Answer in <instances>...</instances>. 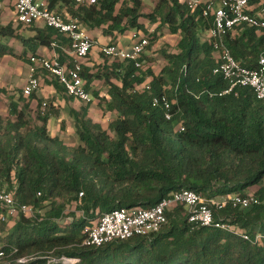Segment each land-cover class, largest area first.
Masks as SVG:
<instances>
[{
  "label": "trees",
  "instance_id": "1",
  "mask_svg": "<svg viewBox=\"0 0 264 264\" xmlns=\"http://www.w3.org/2000/svg\"><path fill=\"white\" fill-rule=\"evenodd\" d=\"M47 1L64 19L102 29L112 41L131 31L159 41L161 26L178 41L174 52L164 54L167 64L158 74L125 62L105 64L94 74L83 65L87 90L102 78L109 98L93 94L117 117L105 128L89 118L90 104L72 111L78 146L50 134L49 121L58 113L51 101L43 115L44 102L36 93L25 98L22 91L0 90L8 103L7 116L0 114V190L36 211L32 217L19 214L0 222L6 251L0 263L65 264L62 259L68 258L77 260L74 264H264V102L251 88L218 95L228 83L213 73L218 64L211 41L203 39L209 23L202 13L191 14L181 0H154L157 6L150 14L142 13L140 0H101L96 6ZM141 18L160 21L156 32L151 34ZM17 29L0 22V59L17 57L1 41L6 38H20L26 52L43 46L54 49L61 61L69 59L61 49L69 40L57 30L45 26L24 39ZM258 33L249 28L229 41L233 56L246 67H254L264 50V35ZM163 95L172 103L171 121L162 107L152 105L154 97ZM34 100L38 106L31 109ZM255 186L259 190L247 194ZM184 189L207 199L258 198L260 204L244 210L230 204L213 207L216 221L234 225L250 239L191 225L186 208L179 206L167 212L168 222L159 232L100 247L83 245L84 229L103 214L150 209ZM23 257L29 260L19 263Z\"/></svg>",
  "mask_w": 264,
  "mask_h": 264
},
{
  "label": "built area",
  "instance_id": "2",
  "mask_svg": "<svg viewBox=\"0 0 264 264\" xmlns=\"http://www.w3.org/2000/svg\"><path fill=\"white\" fill-rule=\"evenodd\" d=\"M12 9L11 23L21 29L35 26H46L65 35L69 44L61 47L69 59L60 60L54 50L52 58L42 55L29 57V76L22 88L25 98L31 97L41 88V75L47 73L53 81H57L66 90L69 97L92 102V96L86 88V80L83 76V65L91 54L95 41L86 33L85 28L76 20L64 19L60 14L50 8L47 0H8ZM77 4L96 6L101 0H74ZM191 14L201 12L209 27L206 31L207 38L212 43L217 61V67L213 70L215 75H220L228 83V88L219 96L235 93L238 88H251L258 100L264 102V50L260 52L254 67H246L236 60L229 47V41L234 40L243 31L249 28L256 29L259 35H264V0H181ZM3 5L0 2V9ZM131 43L127 46L119 43L107 44L101 47V54L116 62L133 63L137 69L144 68L141 61L150 45L148 35L141 32L133 33ZM58 48L57 44L53 45ZM149 89V86H147ZM215 94H211L213 96ZM153 107H162L165 110V118L171 121L174 114L171 112L172 103L166 95L154 97ZM47 102L42 104L41 112L46 114ZM184 131L182 125L178 126ZM83 194L80 196L82 197ZM230 204L234 209H248L260 204L254 196H242L239 194L227 195L224 198L207 199L195 191L181 190L163 199L159 204L150 209L121 208L105 213L93 225L84 229V246L100 247L112 241H126L138 236H148L159 232L167 224V212L176 207L184 206L188 213V222L196 227H214L238 236L244 240L250 237L241 232L237 227L227 222L216 221L213 207L223 209ZM6 211L2 213L1 211ZM35 209L29 205H23L16 201L13 194L6 189L0 190V222L5 223L10 217L19 214L34 216ZM262 236H258L259 242ZM6 257L4 244L0 240V262ZM28 257L18 260L26 263ZM63 263L74 264L75 259L63 258ZM53 262H58L53 260ZM3 264V263H0Z\"/></svg>",
  "mask_w": 264,
  "mask_h": 264
},
{
  "label": "crops",
  "instance_id": "3",
  "mask_svg": "<svg viewBox=\"0 0 264 264\" xmlns=\"http://www.w3.org/2000/svg\"><path fill=\"white\" fill-rule=\"evenodd\" d=\"M142 3V13H144V9L152 11L144 14H150L154 11V9L157 6V2L154 0H140ZM2 3L3 7L0 9V22L3 25H7L11 23V19L13 17V9L9 3L8 0H0ZM131 5V4H129ZM141 23H144L146 26V29H150V32H156V27L160 25V21L158 22H150L146 18H141L140 19ZM149 26L151 28H149ZM39 27L42 28V25ZM86 33L95 41V46L91 52V57L92 61H88L89 59L86 60V66L91 69V73H98L99 71H102L105 64L108 66L111 65L112 61H110L108 58L104 57L100 50L103 45L109 44L110 41L113 40L112 36H106L103 33L102 29H95V30H89L85 28ZM168 31V30H167ZM132 32V31H131ZM158 34H161L160 31H157ZM131 33H127L123 36L117 37L116 41L120 42L123 40L124 37H129ZM35 37V32L34 35L31 36L29 39ZM115 41V39H114ZM13 48H15L14 45H11ZM23 55L26 52V49L23 45ZM29 51L27 50L26 55H28V59L25 65L21 66L19 63L16 64V68L13 69L11 67H7L3 65L4 62L10 61L8 58H12L9 56H5L0 59V78H9V82H0V90L4 89L8 91L9 93H13L15 91H22V88L26 84L29 76V57L31 55H42L46 56L48 58H52L54 54V50L50 48H45L43 46L39 47L37 49L36 53L31 52L28 53ZM25 58V56L23 57ZM13 59V58H12ZM16 61L15 59H13ZM41 75V88L40 90L35 94L36 98L38 100H41L43 102H48L51 101L53 105L57 108L58 113L53 115L49 121V132L52 136H58L61 139H63L67 144L71 146H78L80 141L79 137L76 133V128L74 125V121L72 118V111H80L82 107L87 106V104L83 101L76 100L72 97H69L66 95V93L62 91H58L55 85L53 84L52 78L45 72H39ZM100 73V72H99ZM114 83L120 85L117 80L113 79L112 80ZM91 95L92 97L94 96L93 92H98L100 97H104L105 99H108V89L104 84V80L102 78H95L92 82V87H91ZM4 95L3 93L0 94ZM95 97V96H94ZM7 100V99H6ZM99 102L97 99H93V103L90 104L89 108V118L92 119L94 122H100V116L101 114L98 113L96 116L94 115V112H96V104ZM106 104V103H105ZM37 104V100L32 101L31 104V109H34ZM105 106V105H104ZM4 112L0 110V114L7 116V109H3ZM109 115V117H114L112 118V121H114L117 117L115 113H106Z\"/></svg>",
  "mask_w": 264,
  "mask_h": 264
},
{
  "label": "rangeland",
  "instance_id": "4",
  "mask_svg": "<svg viewBox=\"0 0 264 264\" xmlns=\"http://www.w3.org/2000/svg\"><path fill=\"white\" fill-rule=\"evenodd\" d=\"M143 11V9H142ZM152 11V9L150 10H146L144 9V13H148ZM149 28H151L149 26ZM41 29V27H32V28H25V29H17L16 30V35H19V37H22L24 39H29L31 36L34 35V31ZM148 29V28H147ZM150 29H148L149 31ZM160 33L162 34V38L158 41V39L154 38L153 40H151V47L147 50V53L143 56V62H144V71L147 70H151L154 73L158 74L162 71V69L165 67V65L167 64V60L165 59V53H171L175 51V45L176 42L178 41V36L175 35H171L169 34V31H167L166 27H162L159 29ZM203 39H207V34L205 33V35H203ZM1 41L7 45H9L10 47H12L11 45H14L15 48L14 51L17 55V57H13V56H9L12 57L13 59H15L16 61H14L12 58H8L7 62H4L3 65L7 66V67H11L13 69L16 68V64H20L21 66L25 65L28 59V55H23V42L20 40V38H6V39H1ZM113 41H110L109 43H111ZM122 45L127 46L131 43V39L130 37H124L123 40L121 41ZM30 53V50L27 49ZM25 56V58H22L21 56ZM88 61H92V57L89 56L88 57ZM86 63V62H85ZM84 63V65H86ZM10 79L9 78H0V82L4 83V82H9ZM14 93V92H13ZM93 99H97V97H92ZM77 100V99H76ZM99 100V99H97ZM93 101L90 103L92 104ZM98 105V108H97ZM105 105V106H104ZM8 103L6 102V98L1 95L0 96V110L2 112L3 109H7V113H8ZM97 110L96 112H94V115L96 116L98 113L101 114L100 116V121H102V125L107 128L108 125L112 122V117H109V115H107L106 113H109V111L107 110V106L105 104L104 101L99 100V102L95 105ZM100 123V122H99ZM263 186H264V182H263ZM260 186H255L250 188L247 191V194H255L258 190H259ZM14 223V221H12L10 224L12 225Z\"/></svg>",
  "mask_w": 264,
  "mask_h": 264
},
{
  "label": "clouds",
  "instance_id": "5",
  "mask_svg": "<svg viewBox=\"0 0 264 264\" xmlns=\"http://www.w3.org/2000/svg\"><path fill=\"white\" fill-rule=\"evenodd\" d=\"M35 27H38V26H35ZM42 27H44V26H42ZM131 34L129 35V37H131V35L133 34V33H137V32H135V31H132V32H130ZM151 34H153L154 32H150ZM207 34V33H206ZM208 39V38H207ZM115 43H119V44H121L122 45V43H120V42H117L116 40L115 41H113V42H111V43H109V44H115ZM150 44H151V42H150ZM149 47H150V45H149ZM149 49V48H148ZM147 53V52H146ZM91 55V54H90ZM89 55V56H90ZM103 55V54H102ZM104 56V55H103ZM105 57V56H104ZM107 58V57H106ZM109 59V58H108ZM110 61H112L111 59H109ZM86 62V61H85ZM112 63H117L116 61H112ZM89 91V90H88ZM90 92V91H89ZM90 94H91V92H90ZM92 96V95H91ZM257 98V97H256ZM92 101H93V98H92ZM91 103V102H90ZM90 103H88V104H90ZM87 104V103H86Z\"/></svg>",
  "mask_w": 264,
  "mask_h": 264
}]
</instances>
